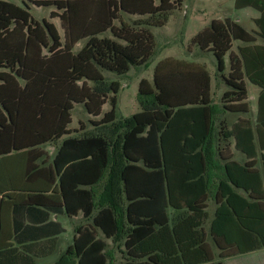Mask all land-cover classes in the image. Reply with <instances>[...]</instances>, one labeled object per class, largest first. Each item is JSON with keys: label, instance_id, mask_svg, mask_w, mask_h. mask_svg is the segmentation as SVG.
<instances>
[{"label": "trees", "instance_id": "trees-1", "mask_svg": "<svg viewBox=\"0 0 264 264\" xmlns=\"http://www.w3.org/2000/svg\"><path fill=\"white\" fill-rule=\"evenodd\" d=\"M18 1L0 0V231L9 215L7 246L32 249V258L41 248L50 254L62 229L48 215L79 212L85 224L54 264H109L102 239L122 242V264H219L211 263L207 241L220 257L264 248V0H233L236 10L258 12L254 33L225 19L191 38L215 58L213 79L226 88L219 106L203 67L166 59L151 83L138 82V112L117 122L120 85L101 73L146 68L156 51L150 30L163 28L180 1ZM32 7L52 11L38 18ZM233 41L242 44L235 53ZM243 79L259 89L254 117L227 126L216 118L221 112L248 113ZM74 106L90 118L91 132L80 122L69 127ZM229 142L244 162L226 153ZM47 144L55 153L45 165ZM207 198L215 208L205 233ZM34 214L39 227L25 223ZM33 230L40 232L22 236Z\"/></svg>", "mask_w": 264, "mask_h": 264}, {"label": "rangeland", "instance_id": "rangeland-1", "mask_svg": "<svg viewBox=\"0 0 264 264\" xmlns=\"http://www.w3.org/2000/svg\"><path fill=\"white\" fill-rule=\"evenodd\" d=\"M13 4H19L18 0H2ZM179 9L175 14H172L167 23L163 28L151 29L150 32L154 37L156 51L154 57L150 60L149 65L146 68H130L126 75L122 77H117L114 74L102 72V76L109 81H116L119 83L120 88L116 95V122L121 118L129 117L133 112L137 110V104L135 101V94L137 91V84L141 79H144L151 83L153 68L159 62L166 59L175 58L178 61L184 63L195 64L196 66H201L209 71V74L213 76L216 73L215 58L210 54L209 50H196V46L191 44V38L200 30L208 27L210 20L221 18L224 16L229 17L231 20L238 22L239 25L246 31L255 30L252 19L255 18L258 13L251 9L245 8L241 10H234L232 8V0H179ZM182 4V5H181ZM52 11L51 8H38L32 7L30 11L33 17H44L46 18L49 12ZM260 43V41H258ZM79 45H77L78 47ZM81 46V44H80ZM79 46V47H80ZM236 42H231V52L236 50ZM229 51V52H230ZM195 54V55H194ZM192 55V56H191ZM226 53L223 57L224 65L227 64ZM225 67V66H224ZM227 70L223 71L225 75ZM248 109L247 114L240 115H226L227 125L236 120L237 117L248 118L252 120L255 112L256 96L258 93V88L251 85L245 79H243ZM213 101L218 104V100L223 91L226 90L224 84L219 76H216L213 80ZM104 110L109 109V105L105 104L103 106ZM88 116L84 113L81 106H74L71 114V124L70 128L73 130H78V122L82 124L83 133L91 132L93 128L91 124L88 123ZM80 133V132H79ZM78 133V134H79ZM223 143H221L222 145ZM45 146H43V149ZM233 159L236 161H242V158L235 154ZM258 167V161L255 163ZM213 201L209 199L207 202L208 219L203 225V230L206 233L207 225L211 212L213 210ZM74 225V222H72ZM71 226V224H69ZM69 234H63L60 239L63 241L69 240ZM60 248V247H59ZM64 253V252H63ZM62 253V254H63ZM115 262L109 260V264H122L124 255L122 253H115ZM109 257V256H108ZM59 258V255L55 252L49 258L37 261L36 264H47L54 263ZM124 262V261H123Z\"/></svg>", "mask_w": 264, "mask_h": 264}, {"label": "crops", "instance_id": "crops-1", "mask_svg": "<svg viewBox=\"0 0 264 264\" xmlns=\"http://www.w3.org/2000/svg\"><path fill=\"white\" fill-rule=\"evenodd\" d=\"M232 8H233V0H232ZM242 9H245V8H242ZM234 10H236V9H234ZM238 10H241V9H238ZM257 17H258V15L255 18L252 19V23H253V20L256 19ZM225 19H228V20H230V21H232V22H234V23L239 25L238 22H235V21L231 20L227 16H224V17H221V18H217V19H212V20H210V22L213 21V20L222 22ZM253 26H254V24H253ZM254 28H255V26H254ZM243 30H245V29H243ZM255 30H256V28H255ZM255 30H250V31H246L245 30V31L248 32V33H254ZM258 41H260V40L258 38H255V41L253 42V44H255V45L262 44L261 41H260V43ZM235 42H236V46L235 47L242 45L241 43H239L237 41H235ZM196 50L198 51L197 48H195V52H197ZM233 53H235V52L233 51ZM173 60H176V59L173 58ZM224 66H225V70H228L227 69L228 68L227 64L224 65ZM199 67H202V65L199 66ZM203 69L210 76V83H209L210 84V92H209L210 93V99H211L213 104H216L213 101V96H214V92H213L214 91L213 90V88H214L213 80L214 79H213V76H211V74H209V71L207 69H205V68H203ZM258 92H259V89H258ZM217 105L219 106V104H217ZM102 110H103V112L106 111V110H104V108H102ZM137 112H138V109L135 112H133L130 116H132L133 114H135ZM226 115L227 116H232V115L235 116V115H240V114H229V113H222L221 112L219 115H217L216 118H217V120H223V122H225L227 124ZM237 119H244V118L237 117L236 120ZM229 125H227V126H229ZM79 128H80V126L78 125V129ZM92 129H94V128H92ZM54 149H55L54 145H50V144L45 145V148L43 149L45 151V153L47 154V160H46V164L45 165H48L50 163V159L52 158V156L55 153ZM226 153L232 159H233V156L235 154H237V155H239L242 158V161L241 162L238 161V162H240V163L244 162V157L241 154L235 152L232 149V142L231 143L229 142V145H228ZM10 158L11 157H8V158L5 159L6 161H4L7 164V166L9 165L8 162H10ZM233 160H235V159H233ZM23 184H24V182H23ZM22 186L23 185H18V187H22ZM28 186H30V184H26V183L24 184V187H28ZM39 186H41V185H39ZM6 187H8V186H6ZM95 190H96L97 195L102 191V182H100L95 187ZM209 199H211V198H207L206 202H205V211L207 213H208V211H207V202H208ZM114 204H116L115 206L118 208L119 214L122 216L124 214V207H125V204H126L125 201L124 200L116 201V203H114ZM213 205H214V207H213V210H214V208H215L214 201H213ZM211 214H212V212H211ZM40 216H41L40 213H37L38 219H41ZM30 218L32 219V221H29V222L25 221V223H30V224L39 223L38 221H36V214H34V217L30 216ZM210 219H211V216H210L209 220ZM47 221L54 222V223L58 224L59 227L62 229V232L56 236L55 246H54V249L52 250V252L50 254H48V253L42 254L48 248H41V249H38V253H39L38 256L32 258L33 257L32 249L25 250V249H19L18 248L17 250H14V247H16L15 244H13V246H11V247L7 246L11 242L10 239L12 237V230L10 229V216L9 215L5 216L4 217V222H3V228L0 231V264H30L28 262V259H29V261H30V259H33V264H36L37 261L49 258L55 252L60 256L72 244V240H73V237L75 236L76 229H78L81 225L85 224V219L82 218V216H81V214L79 212L75 216H72V217H67L64 214H49ZM46 222H44V223H46ZM72 222H74V225L72 224ZM69 224H71V226ZM39 225H42V224H35V227H39ZM123 227H125V230H127V225L126 224ZM30 232L31 233H27V234H24L22 236L26 239L27 237H31V236L37 235L38 232H40V231H36V230L34 231L33 230V231H30ZM68 232H70L69 240L63 241L62 239H60L61 235L67 234ZM97 238L101 239L100 235H97ZM25 241H27V240H25ZM102 241L105 244V250L104 251H105V253L107 255V258H106L107 261L111 260L112 262H115L114 254L123 252L122 242L120 243L119 247H117L118 244H113L111 242V240L102 239ZM207 244H208V246L210 248L211 255H212L211 263H217L218 262L219 264H264V248H261V249L255 250V251H251V252H247V253H243V254H236V253L231 252V253L227 254L226 256L220 257L219 256V251L217 249H215L213 246H211V243L209 241H207ZM35 255H37V254H35ZM17 259H18V261H17ZM124 259H125V257H124ZM123 261H122V263H123ZM54 263H47V264H54Z\"/></svg>", "mask_w": 264, "mask_h": 264}]
</instances>
